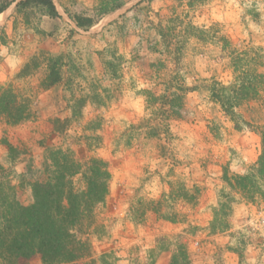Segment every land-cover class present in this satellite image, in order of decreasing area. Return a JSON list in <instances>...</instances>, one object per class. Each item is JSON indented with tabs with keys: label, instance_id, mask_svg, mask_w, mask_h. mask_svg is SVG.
Segmentation results:
<instances>
[{
	"label": "rangeland",
	"instance_id": "1",
	"mask_svg": "<svg viewBox=\"0 0 264 264\" xmlns=\"http://www.w3.org/2000/svg\"><path fill=\"white\" fill-rule=\"evenodd\" d=\"M3 1L11 4L0 14V95L28 97L32 113L18 125L0 116V178L10 182L18 202L28 205L29 184L45 178L46 149L62 146L81 162L102 159L111 174L108 196L94 210L89 264H169L178 242L190 264H264V199H248L224 180L244 175L257 161L260 136L247 111L264 119V103L251 104L254 110L244 105L230 118L208 91L188 93L172 107L178 114L168 123L167 157L160 141L128 132L159 107H150L141 91L169 95L171 72L179 71L186 85L209 84L212 77L224 87L233 84L221 37L239 49H257L264 59V0H121V8L88 30L77 29L63 8L95 16L108 0H53L60 19L37 8L19 12L22 0ZM172 18L183 45L179 70L155 29ZM187 25L215 32L216 40L208 33L203 41L194 38ZM48 55H62L68 84L42 88ZM33 56L39 66L21 77ZM82 99L80 117L64 137L56 134L53 119L69 115L74 100ZM89 123L99 128L93 132Z\"/></svg>",
	"mask_w": 264,
	"mask_h": 264
},
{
	"label": "trees",
	"instance_id": "2",
	"mask_svg": "<svg viewBox=\"0 0 264 264\" xmlns=\"http://www.w3.org/2000/svg\"><path fill=\"white\" fill-rule=\"evenodd\" d=\"M10 4L9 1H3L0 4V14ZM122 5L121 0H108L101 5L95 16L71 13L67 8H63V12L77 29L88 30L99 17L121 8ZM16 8L19 12L27 8H37L51 19L61 18L53 0H22L16 4ZM173 20L175 19L166 20L165 24L159 21L155 29L164 46L163 52H168L174 66L179 70L183 45L174 28L177 25L172 23ZM186 29L194 31L197 35H192L200 41H203L207 33L209 34L206 36L207 39L216 40L215 32L200 30L192 25H187ZM221 45L222 52H225L229 59L233 84L224 87L212 77L209 80L212 82L209 84L202 79L200 85H186L182 82L186 80L179 71L175 74L171 72L172 75L168 77V85H166V91H170L169 95L155 97L150 92L141 91L146 95V103L150 107L153 104H158L159 107L150 113V117L130 125L128 132H144L148 138L160 141L162 143L160 154L167 157L165 148L170 143L168 123L175 118V113L178 114L172 111V107L179 105V99L184 98L188 93L198 89L208 91L224 114L230 118L234 117L236 109L244 105L248 104L249 109L254 110L256 107H251V104L264 103L262 53L257 49L256 51L239 49L225 37H221ZM172 47L174 53L170 52ZM42 63L46 69L45 77L40 84L43 89L64 86L70 82H67L69 78L64 77L62 55L44 56ZM39 64V56H33L22 67L20 76L31 74ZM104 64L106 68L114 65L113 61ZM72 86L70 85L71 88ZM83 99L82 101L74 100L69 115L63 119L59 117L53 119L52 128L56 134L64 137L72 119L80 117L78 113L84 103ZM30 102V99L24 95L18 96L13 93L0 95V116H3L9 124L18 125L31 118ZM247 112L250 122L257 127L256 131L260 136V154L247 173L233 175L231 179L226 177L224 180L228 186L236 187L247 194L248 199L254 198L257 194L264 199V119L259 120L258 111L254 115ZM91 124H88L87 129L95 132L99 126L95 124L90 127ZM246 125L251 127L249 123ZM8 149L13 150L11 147ZM42 165L45 178L29 184L32 200L28 205L18 202L10 182H4L0 178V264H31L34 259H38L41 264H77L78 261L89 264L92 262L89 236L95 230L92 227L94 210L104 203L109 192L111 174L108 166L98 157H90L81 162L71 149L62 146L46 149ZM20 179H23V175ZM182 198L185 202L191 200L185 196ZM152 204L151 201L150 205ZM132 209L133 207L130 211ZM150 210L157 211L156 207ZM216 222L217 220L214 219L211 224L212 230L218 228ZM238 257L242 262V255L238 254ZM169 264H190L189 255L183 243L178 242L171 254Z\"/></svg>",
	"mask_w": 264,
	"mask_h": 264
}]
</instances>
